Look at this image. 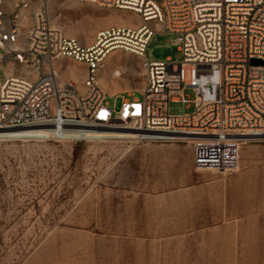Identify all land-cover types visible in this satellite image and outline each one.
<instances>
[{
    "label": "rangeland",
    "instance_id": "obj_1",
    "mask_svg": "<svg viewBox=\"0 0 264 264\" xmlns=\"http://www.w3.org/2000/svg\"><path fill=\"white\" fill-rule=\"evenodd\" d=\"M32 1L21 31L40 3ZM43 3L64 34L83 44L118 19H139L79 0ZM172 38L155 34L145 58L180 61ZM117 65L123 70L114 77ZM58 69L81 86L83 64L63 60ZM97 75L119 86L115 94L105 91L109 105L142 98L139 57L116 49ZM183 94L194 97L191 89ZM192 109L169 103L171 114ZM86 134L41 140L0 131V264H264V141L243 144L237 170L224 173L195 170L184 158L186 142H132L134 131L124 129ZM149 144L178 145L179 156L149 160L137 151Z\"/></svg>",
    "mask_w": 264,
    "mask_h": 264
},
{
    "label": "built area",
    "instance_id": "obj_2",
    "mask_svg": "<svg viewBox=\"0 0 264 264\" xmlns=\"http://www.w3.org/2000/svg\"><path fill=\"white\" fill-rule=\"evenodd\" d=\"M39 1L21 31L33 1L0 0V131H16L10 138L131 130L132 142L189 143L195 170L224 173L237 170L243 144L264 141V66L249 63L264 61V0H79L140 19L100 29L88 44L65 35ZM155 34L173 36L180 61L145 58ZM116 49L139 57L144 70L142 98L121 97L118 106L108 104L97 75ZM63 60L84 65L80 87L61 77ZM171 101L193 109L171 114Z\"/></svg>",
    "mask_w": 264,
    "mask_h": 264
},
{
    "label": "crops",
    "instance_id": "obj_3",
    "mask_svg": "<svg viewBox=\"0 0 264 264\" xmlns=\"http://www.w3.org/2000/svg\"><path fill=\"white\" fill-rule=\"evenodd\" d=\"M139 154L144 157H148L149 160H174L179 156V146L174 144H149L145 146H141L137 149ZM143 152V153H142ZM185 160L192 164V151L188 154H184ZM191 194L192 192H187V194ZM195 193V192H194Z\"/></svg>",
    "mask_w": 264,
    "mask_h": 264
},
{
    "label": "bare ground",
    "instance_id": "obj_4",
    "mask_svg": "<svg viewBox=\"0 0 264 264\" xmlns=\"http://www.w3.org/2000/svg\"><path fill=\"white\" fill-rule=\"evenodd\" d=\"M118 22L120 23V24H122V25H129V26H135V25H138L139 23H140V19H136V21H134V20H132V17H130L128 20H126V19H118ZM96 32V31H95ZM81 37H82V40H84L85 39V33L84 32H82L81 33ZM91 41L93 40V38L92 39H90ZM90 41V42H91ZM74 65H71V67H73ZM73 68H75V66L73 67ZM76 69V68H75ZM122 70H123V67H122V65H117L115 68H113L112 70H111V74L114 76V77H119L120 75H121V73H122ZM10 71V68L8 67V68H6V72H9ZM75 73V72H74ZM63 75V74H62ZM75 75H77V74H75ZM73 78V77H72ZM77 79V78H76ZM75 80V79H74ZM99 81H100V83L103 85V89L105 90V91H109L110 93H116L117 91H119V86L116 84V82H112L111 84H112V87H111V84L104 78V77H102V76H99V79H98ZM76 81V80H75ZM79 85V84H78ZM89 130V129H88ZM97 130H99V129H97ZM102 131H107V130H102ZM109 131V130H108ZM114 131H117V130H114ZM4 134H11L12 136H14L15 134V132L16 131H14V130H3L2 131ZM70 135H72V133L73 132H77V134H79V135H85L86 133H87V130H77V131H67ZM87 135V134H86Z\"/></svg>",
    "mask_w": 264,
    "mask_h": 264
},
{
    "label": "water",
    "instance_id": "obj_5",
    "mask_svg": "<svg viewBox=\"0 0 264 264\" xmlns=\"http://www.w3.org/2000/svg\"><path fill=\"white\" fill-rule=\"evenodd\" d=\"M249 63H250V65H254V66H256V65L264 66V61H261L258 59H251Z\"/></svg>",
    "mask_w": 264,
    "mask_h": 264
}]
</instances>
